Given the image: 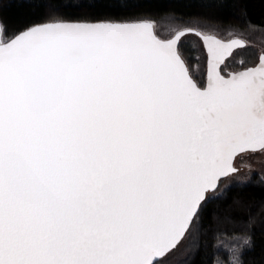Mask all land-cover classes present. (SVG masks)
<instances>
[{
  "label": "snow or ice",
  "instance_id": "snow-or-ice-1",
  "mask_svg": "<svg viewBox=\"0 0 264 264\" xmlns=\"http://www.w3.org/2000/svg\"><path fill=\"white\" fill-rule=\"evenodd\" d=\"M154 23L0 41V264H167L234 158L264 150V55L225 76L244 43L204 36L197 83L179 49L194 30L161 39Z\"/></svg>",
  "mask_w": 264,
  "mask_h": 264
},
{
  "label": "trees",
  "instance_id": "trees-1",
  "mask_svg": "<svg viewBox=\"0 0 264 264\" xmlns=\"http://www.w3.org/2000/svg\"><path fill=\"white\" fill-rule=\"evenodd\" d=\"M142 20L220 32L264 30V0H0V24L5 29L0 41L8 42L26 28L46 23L134 24ZM216 196L204 206L194 240L185 239L167 264H217V260L228 264L217 244L222 236L233 234L250 237L251 243L237 247L231 259L228 256L230 261L239 257L241 264H264V178L230 184Z\"/></svg>",
  "mask_w": 264,
  "mask_h": 264
},
{
  "label": "rangeland",
  "instance_id": "rangeland-1",
  "mask_svg": "<svg viewBox=\"0 0 264 264\" xmlns=\"http://www.w3.org/2000/svg\"><path fill=\"white\" fill-rule=\"evenodd\" d=\"M185 27H191V25L181 26L173 23H161L155 25L157 35H159L160 37H172L179 29ZM196 28L202 30L205 33L216 34L218 36H225L226 38L234 35V33H231V29L226 30L224 32H220L207 27L205 28L197 26ZM246 31H248L250 35L248 45L240 49L237 54H234L232 57H230L226 65L223 66V70H225V68H236L243 64L244 60L247 58V55L253 54L257 58L258 54L264 51V30L248 28ZM197 34L189 32L188 34L184 35L181 41V47L184 49V51L181 50V52L187 58L192 72L201 77L206 69L207 54L204 49L203 43ZM189 42L192 43L191 46ZM188 54L190 55L191 60L189 59ZM236 165L238 166V170L231 174L229 177L223 179V181L221 182L220 189L216 193V195L222 194V191L226 190L230 184L251 181L255 180L256 178L257 180H263L264 150H258L255 152L248 151L241 153L237 157ZM218 232L234 233L233 231L227 230H220ZM243 238L244 237L239 234H233V237L231 238H226V236L224 235L218 240L217 245L219 251H221L224 257L227 259L225 261L226 263L235 264L236 258H234L232 261H230V259L233 256L232 254H234V251H236L237 247H243ZM192 240H194V236L192 239H189L186 242L190 243L192 242ZM224 248L228 251V254L224 251ZM228 256L230 257V259ZM219 263L220 261L217 260V264Z\"/></svg>",
  "mask_w": 264,
  "mask_h": 264
},
{
  "label": "flooded vegetation",
  "instance_id": "flooded-vegetation-1",
  "mask_svg": "<svg viewBox=\"0 0 264 264\" xmlns=\"http://www.w3.org/2000/svg\"><path fill=\"white\" fill-rule=\"evenodd\" d=\"M190 33H195V32H190ZM231 33H234V35H233V36H230V37H227V38H226L225 36H220V38H222L223 40H229V39H231V38H233V37H237V36H239V37H242V38H244V39L246 40V44H245L243 47H235V48L233 49V51L231 52V55H228V56H227V57H226V58L220 63V65H219V70H220L221 74H222V75H225V76H227L228 74H231V73H235V72L243 71L244 69H246V68H248V67H255V66L259 63V61H260V57H261L262 55H264V51L261 52V53H259L258 56H257V58H256V56L253 55V54L247 55V58L244 60V62H243L242 65H240V66H238V67H236V68H225L226 71L223 70V69H222L223 66L226 65V63L228 62V60L230 59V57H232L234 54H237L238 51H239L240 49L246 47V46L248 45V40H250V35H249V32H248V31H246V32H235L234 30H232ZM186 34H188V33H186ZM186 34H185V35H186ZM195 34H197V33H195ZM197 35H198V34H197ZM198 36H199V38L201 39V41H202V43H203V46H204V49H205V51H206V48H205V42H204L202 36H201V35H198ZM183 37H184V35L181 37V41H182V38H183ZM166 38H169V37H166ZM181 41H180V44H179V49H180V51H181V50L184 51V49L181 47ZM223 42H224V41H223ZM189 44H190V46L192 45L191 42H189ZM188 52H189V51H188ZM181 53H182V52H181ZM206 54H207V52H206ZM182 57H183V59L185 60V62H186V64H187V67H188V69H189V74H190V76L194 79V81H196L197 83H203L204 80H205V78H206L207 71H208V54H207L206 69H205L204 74H203L201 77H200L199 75H197V74H195V73L192 72V70H191V68H190V64H189L187 58L185 57V55H184L183 53H182ZM188 57H189V59H190V55H189V54H188ZM190 60H191V59H190ZM198 76H199V78H198ZM240 154H241V153H240ZM240 154H238V155L236 156V158H235V162H234L235 165H236L237 157H238Z\"/></svg>",
  "mask_w": 264,
  "mask_h": 264
},
{
  "label": "water",
  "instance_id": "water-1",
  "mask_svg": "<svg viewBox=\"0 0 264 264\" xmlns=\"http://www.w3.org/2000/svg\"><path fill=\"white\" fill-rule=\"evenodd\" d=\"M144 21H151V20H142V21H139V22H136V23H141V22H144ZM46 24H55V22L54 23H46ZM75 24H78V23H75ZM45 25V24H44ZM188 29H191V30H194V31H188V32H186V33H189V32H195V33H199V35H201L202 36V38L204 37V36H213V37H215V38H217V39H219V40H221V41H224V42H229V41H242L243 43H244V45L246 44V40L244 39V38H242V37H239V36H237V37H233V38H231V39H229V40H223L222 38H220V36H218V35H216V34H211V33H205V32H203L202 30H200V29H198V28H196V27H185V28H182V29H179L176 33H175V35L174 36H172V37H169V38H162V37H160L159 35V37L161 38V39H171V38H174L177 34H179L181 31H184V30H188ZM153 31L156 33V31H155V25H153ZM157 34V33H156ZM204 40V39H203ZM204 42H205V40H204ZM235 47H237L235 44L233 45V48L230 50L231 52L233 51V49L235 48ZM228 56V54L226 53L225 54V56L224 57H222V61L226 58ZM183 58V57H182ZM185 61V60H184ZM221 61V62H222ZM185 64H186V62H185ZM186 66H187V64H186ZM236 158V157H235ZM235 158H234V160H233V167L235 168V169H237L238 170V167H237V165H235Z\"/></svg>",
  "mask_w": 264,
  "mask_h": 264
}]
</instances>
